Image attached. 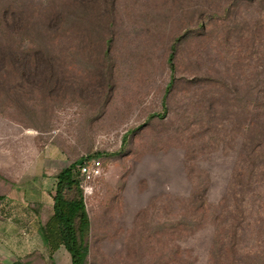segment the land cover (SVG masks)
Segmentation results:
<instances>
[{"label":"rangeland","instance_id":"rangeland-1","mask_svg":"<svg viewBox=\"0 0 264 264\" xmlns=\"http://www.w3.org/2000/svg\"><path fill=\"white\" fill-rule=\"evenodd\" d=\"M259 2L0 0V172L102 153L85 264H264V183L237 176Z\"/></svg>","mask_w":264,"mask_h":264},{"label":"trees","instance_id":"trees-1","mask_svg":"<svg viewBox=\"0 0 264 264\" xmlns=\"http://www.w3.org/2000/svg\"><path fill=\"white\" fill-rule=\"evenodd\" d=\"M259 4L261 5V8H257L256 10L259 12H263L264 0H260ZM241 6L234 5V7ZM228 9L229 7H226V10ZM262 17V21L257 20L256 24L260 23L261 26L264 25V14L262 15ZM256 28V30L253 31L255 34V38L253 39L254 43L252 44V47L253 49H261V51L263 50L262 52H264V40H262L263 36L260 40V30L258 26ZM249 40L251 41L252 37H249ZM170 49L171 51L169 53L168 60L171 65L172 79L165 92V97L163 100L164 104L175 80L174 57L176 55V47L172 45ZM252 58L255 59V57ZM258 58L264 59V56L260 55ZM258 62L259 60L255 59L251 66V69L248 72V86L250 92H252L250 98L251 116L249 117V123L245 128L247 133L245 150H247L248 154H246L245 160L241 161V164L239 165L237 170V176L246 175L250 180V185H257L260 187V184L264 183V127H260V118L264 115V77L262 79L263 81L261 82L259 78L260 64ZM262 63V65L264 66V62ZM248 68L250 67L248 66ZM239 83L240 80H238V86L240 88L241 86L239 85ZM255 83H261V88L255 89ZM232 91L234 92V90ZM232 99L235 102H240L241 100L238 93L237 97L234 95ZM243 111L244 110H241L240 115L243 113ZM154 115L160 114H152V116ZM240 115L235 111L233 112L232 117H237L240 121ZM219 130L220 128H217L215 132L219 134ZM126 137L127 135L125 136L124 140H126ZM100 154L102 153H97L94 156L96 157ZM94 156L89 155L86 158L81 159L79 163H82L87 158H94ZM77 167V163L69 167H65L57 175V184L54 194V213L46 224L45 234L53 250H56L62 244H64L72 254L73 264H85L82 254V244L84 235L90 226V218L86 207L84 191L80 186V173ZM237 185L243 188L245 187L246 183H244L242 177L237 182ZM75 188L79 191L80 195L77 198H68L66 195V191ZM207 211L208 210H202L204 214ZM199 212H201V210H199ZM204 214L202 216H204Z\"/></svg>","mask_w":264,"mask_h":264},{"label":"crops","instance_id":"crops-1","mask_svg":"<svg viewBox=\"0 0 264 264\" xmlns=\"http://www.w3.org/2000/svg\"><path fill=\"white\" fill-rule=\"evenodd\" d=\"M17 175L24 178L20 187L15 174L0 172V264H73L67 247L53 250L45 234L54 213L58 174L36 170Z\"/></svg>","mask_w":264,"mask_h":264},{"label":"built area","instance_id":"built-area-1","mask_svg":"<svg viewBox=\"0 0 264 264\" xmlns=\"http://www.w3.org/2000/svg\"><path fill=\"white\" fill-rule=\"evenodd\" d=\"M104 169V162L99 157L87 158L78 165L80 186L84 191L85 198L94 193V183L104 174Z\"/></svg>","mask_w":264,"mask_h":264}]
</instances>
